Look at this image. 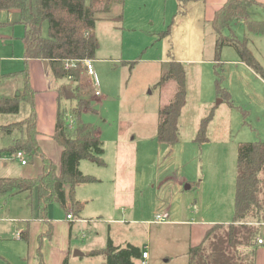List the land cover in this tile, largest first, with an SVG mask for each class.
Returning <instances> with one entry per match:
<instances>
[{
    "label": "rangeland",
    "instance_id": "obj_1",
    "mask_svg": "<svg viewBox=\"0 0 264 264\" xmlns=\"http://www.w3.org/2000/svg\"><path fill=\"white\" fill-rule=\"evenodd\" d=\"M200 5L198 0H125L123 5L114 2L108 11H96L94 30L98 48L92 59L93 74L88 75L80 63L84 69V90H89V95L86 91L84 95L90 99L95 112L84 109L81 117L99 129L106 165L99 166L89 160L79 163L84 174L99 179L98 182L79 185L77 197L75 189L76 199L92 198L79 213L89 222L79 224L73 221L69 231L71 224L66 218V213L71 212L68 186L65 187V204L57 201L50 204L48 218L52 234L42 241L44 264H61L63 255L68 256L66 264H100L99 260L87 256H75L74 251L83 253L89 246H105L107 237L120 243L133 236L141 242L147 234L148 224H139V221L152 219L155 213L164 214L160 208L169 204L172 211L177 212L183 203L189 211L196 213L188 212L194 220L208 215L212 199L206 195L199 200L198 184L204 183L206 194L207 187L213 183L225 188L228 176L221 172L230 164L234 169L237 144L262 138L264 110L260 108L264 104V84L247 68L230 61L236 54L231 46L221 49L219 65L213 62L212 28L201 16ZM120 12L123 19L118 20ZM248 14L249 18L264 20V9L260 7H249ZM46 27L44 23V36ZM167 30V35L159 37ZM230 31L239 40L249 39L248 48L264 68V33H253L239 21L232 22L230 30H224L223 34ZM23 33L18 10L0 9V96L14 95L17 89H21V71L26 72L29 84L36 90L33 101L37 128L42 135H49L53 108L56 107V85L60 80L46 75L42 60H25ZM204 38L209 45L200 50V46L204 47ZM172 58L182 63L185 70L186 100L179 117V140L166 142L156 138L158 112L173 97L175 83L173 80L161 86L157 83ZM31 60L40 63L30 67ZM220 67L222 85L234 104L231 108L226 101L217 103L220 97L214 81ZM4 73L13 74L2 78ZM94 90L99 94L95 95ZM75 104L76 99L71 97L63 98L61 105L70 110ZM22 107L28 109L27 105ZM211 110L213 114L206 129L208 141L198 143L194 137L199 120ZM15 119V115L0 114V125ZM18 128L23 126L14 128L12 134L0 131V148L13 144ZM186 157L192 161L194 171L191 163L184 165ZM1 158L7 162L8 173L0 160V176L16 177L22 168L19 159L7 151L1 154ZM37 163L36 155H31L28 166L33 168ZM209 165L218 168L215 177H210ZM183 172L189 177L180 187L175 179ZM232 191L234 193V179ZM222 192L221 213L224 218H232L233 209L228 214L227 192ZM30 202L24 192L0 197V264L36 261L38 235L47 229L48 222L36 216L35 201L31 205ZM167 216V219L171 218ZM74 217L78 218L77 215ZM113 218L121 219L124 224L110 222ZM132 218L138 223L136 226L128 225ZM130 227L134 230L128 231ZM25 228L28 229V239L18 238L17 233ZM83 232L87 234L86 238L82 237ZM260 234L264 236V226Z\"/></svg>",
    "mask_w": 264,
    "mask_h": 264
},
{
    "label": "trees",
    "instance_id": "obj_2",
    "mask_svg": "<svg viewBox=\"0 0 264 264\" xmlns=\"http://www.w3.org/2000/svg\"><path fill=\"white\" fill-rule=\"evenodd\" d=\"M125 0H0V9L16 8L19 22L24 26V58L40 59L47 63L55 78H68L76 104L66 110L61 101L65 98L64 90L58 89L57 110L53 139L62 147L59 164L47 156L41 149L36 129L34 112V90L28 75L23 71L22 90L11 97H0V113L16 114L22 106H29L26 117L18 122L4 126L10 132L22 125L24 134L14 139L12 145L0 148L4 152L18 150L24 154L37 155L41 158L42 169L33 177H0V197L21 192L37 195V216L47 220L49 205L53 201L64 205L66 190L71 201L74 215H79L85 202L75 198L77 186L99 181L93 175L84 174L79 169L81 160H89L99 166L106 163L103 158V141L95 125L84 122L81 114L84 109L95 112L90 99L85 97L82 82L83 67L81 60L93 59L98 48L94 32L95 13L97 10L108 11L114 2L122 4ZM101 4V7H100ZM264 6L256 0H226L218 8L210 21L216 33L214 44L215 64H220V52L224 46H231L237 59L247 65L264 81V68L247 46V37L239 40L230 30L234 21H243L253 33H264V21L248 18L251 6ZM99 7L101 9H99ZM122 19V14H119ZM47 24V34H42L43 24ZM162 31L159 37L167 35ZM73 60L76 64L64 67L65 61ZM167 69L161 74L157 85L169 80L175 83V92L171 100L158 112L156 138L159 141L175 142L179 139L178 118L186 100L185 70L182 63L175 59L167 62ZM216 71L214 81L217 95L234 107L230 93L222 85L223 76ZM83 93V94H82ZM89 95V91H86ZM213 110L200 120L195 141L207 140L206 129ZM246 114V111H245ZM264 223V141H243L238 144L236 155V173L234 182L233 216L229 223H216L209 227L202 240L192 245L187 251L186 264H255L256 242L260 234V225ZM52 226L38 236L35 262L44 264L41 245L44 237H50ZM20 239H28V229L18 233ZM88 256L102 255L105 264H134V259L141 255L140 248L132 244L117 246L108 238L102 249L91 250ZM66 264V259L63 261Z\"/></svg>",
    "mask_w": 264,
    "mask_h": 264
},
{
    "label": "crops",
    "instance_id": "obj_3",
    "mask_svg": "<svg viewBox=\"0 0 264 264\" xmlns=\"http://www.w3.org/2000/svg\"><path fill=\"white\" fill-rule=\"evenodd\" d=\"M225 1L226 0H203V1L198 0V2L201 3V5H200L201 6V12L200 13H201V16L203 17L204 21H206V22L208 21V23L210 24V21L213 18V15H214L215 11L218 8H220ZM256 1L260 2L261 4H264V0H256ZM124 3H125V1L122 4H120V5H123ZM254 6L264 9V6H260V5H254ZM119 14H121V12ZM118 15H117V17H118ZM249 17L250 16L248 14V18ZM117 19L121 20L119 18H117ZM122 19H123V14H122ZM249 19L258 20V19H255V18H249ZM239 22H241L244 25L243 21L240 20ZM210 27L212 28L211 24H210ZM94 32H95V30H94ZM211 36L213 37V59L212 60H213L214 63H216L215 60H214V44H215V39H216V33L214 32L213 29H212ZM22 40H23V38H22ZM248 41H249V39H248ZM23 43H24V40H23ZM202 44L204 45V47L200 46V48H199L200 50H203L205 47H207L209 45V41H208V44H206V41H205V38H204ZM190 54H191V51L189 50L188 51V55H190ZM180 60L181 61H185V62L189 61V59H184V60L180 59ZM230 61H233V62H235V63L247 68V70L252 72L250 74L252 76H254V78H258V80H260V82H262L264 84V81L258 75H256L247 65H245L243 62H241V61H239L237 59V54H235L234 57L231 58ZM37 63L39 65L40 62L36 61V60L29 61L30 67H31V65L32 66L37 65ZM43 63L45 64L44 65L45 66L44 67V71H45L46 75L50 74L49 76H53L51 71H50V69L48 68L47 63L44 62V61H43ZM21 72H22L21 74L23 76V71H21ZM12 74L13 73H10V74L4 73L2 75L3 76L2 78L11 77ZM53 78L60 80V83L56 85V94H55L56 107L53 108V110H54L53 125L51 127V130L48 132L49 135H42L40 130L37 128V124H36V129L38 131L37 140H38V143H39L42 151L47 156H49L53 161H55L57 164H59L62 147L53 139L55 118H56V110H57V95H58V89H60V88L63 89L64 86L69 84V82H68V78H55L54 76H53ZM22 79H23V84H24V78H22ZM28 80H29V76H28ZM53 82L55 83V81H53ZM22 88H23V86L21 87V89L20 88L17 89V91L15 92L14 95L18 94L22 90ZM31 88L34 91H36L34 86H32ZM86 91H89V90L86 89ZM35 93H34V96H35ZM14 95H6V96H0V97H11V96H14ZM72 95H73V93H72ZM36 97H37V95H36ZM222 102H224L223 99H221L218 103H222ZM61 104H62V101H61ZM231 107L232 106L229 105V108H231ZM25 108L26 107H21L20 111L18 113H16V114H9V115H15L16 119L8 122L7 124L0 125V131L1 132L3 131V133L6 132L3 129L4 126L8 125L11 122H15V121H18V120H21V119L25 118L27 113H28L29 106H28V109H25ZM260 110H264V104L262 105ZM14 130L12 129L10 132H8V134H12L13 133L12 131H14ZM16 131L18 132L17 137L19 135L24 134V128H20V129L18 128V129H16ZM178 131H179V136H180L179 118H178ZM98 134L101 137V134L99 133V129H98ZM260 135L262 136V138H259V140L264 141V137H263L264 136V130L263 129L260 131ZM13 140H12V143L14 142ZM194 140H195V137H194ZM206 141H208V137H207ZM236 147L238 148V146H236ZM237 148H236V155H237ZM11 154H13V153H11ZM187 156H188V154H187ZM29 157H31L30 154L29 155L25 154V158L27 160V163L26 164H21L20 163L22 168L19 169V171H18V174H17L18 177H33V176L37 175L41 171V169H42L41 158L36 155V157L38 159V163H37V165L35 167L31 168V167L28 166ZM187 158L188 157L184 158V165L185 164L190 165V163L192 165V161L187 159ZM0 160L3 161V163H2L3 164V169H5V171L7 172L8 171V170H6L7 169L6 168L7 167V162L4 159L1 158V155H0ZM208 162L210 164V156H208ZM192 169L194 171L193 165H192ZM217 169L218 168L215 165H209L207 167V171H208L210 177H215L217 175ZM221 173L226 174L228 176V178L225 180L227 182V185H226L225 188H222L218 183H213V184H211V185H209L207 187V192L208 193L206 194L204 192V190H205L204 183H202V185L198 184L200 186V193L198 194L199 200H200V198H203L206 195L209 196L212 199V201H211L212 208L210 209V212L208 213V215L200 216L199 220H194L193 216L191 214H188V212H191L193 215H195L196 213L194 214L193 211H189L188 210L189 208L187 206H185L183 203L181 205H179V208L177 209V212L176 211L175 212L172 211L171 205L169 204V205H166V206L160 208L161 209L160 211H164L163 212L164 215H165L164 222H161V223L155 222L156 215L160 214V213H157V214L155 213V216L152 219L140 220L139 221V224H142V223L148 224L147 234H146L144 240H142L141 242H137L134 239L133 236H131V237L129 236L127 238H124L123 242H120V243L114 242V238H110V237H107V240H108V238H110L112 240V243L114 245H117V246H125L127 244H132L134 246L139 247L141 255L138 258L134 259V264H142V262H144V261L146 262V264H186L187 263V259H188V257H187L188 248L190 246H192V245H195V244L199 243L202 240L206 230L209 227H211L212 225H214L216 223H229L232 220V218H228L229 216H227V218H224L225 215L224 216L222 215L220 207H221L223 196H224L222 190H225L228 193V195L226 193V197H225L227 202H228V214H230L232 209H233L232 208V204H233V201H234V193L232 191V182H233V179H234V182H235L236 163H235V167H234L233 170H232V164H230L229 167L226 168V169H223ZM185 175H186V173L183 172L181 174L180 178H176L175 179L177 186L181 187V185L184 184L187 181L189 175L187 177ZM0 177H9V176H0ZM201 182H203L202 179H201ZM87 184H89V183H87ZM189 187H190V185L188 186V188ZM24 193H26L28 198L31 199V202L35 201L34 206H36V216H37V195H36V192L34 191V192L30 193V194L27 193V192H24ZM76 197H77V189H76ZM88 199H92V198H85L84 197V202H85L84 209L87 206L86 203H87ZM31 202H30V205H31ZM49 208H50V205H49ZM48 212H49V210H48ZM68 213H70V212L66 213V218H67V214ZM71 213H72V217L73 218L71 220L68 219L69 223L71 224V226L69 227V231H71V228L73 226V223H72L73 221H75V222H77L79 224H85L86 222H89L85 215L83 217V216H79L80 215L79 214L78 218H75L74 214L72 212V208H71ZM84 214H85V212H84ZM167 214L169 216H171V218L167 219L166 218V217H168ZM190 216H192V218H189ZM46 221L49 224L48 215H47V220ZM109 221L110 222L119 223V224H124V222L121 221V219L113 218V219H110ZM129 224H133L134 226H136L138 223H136L135 219L132 218V219L129 220L128 225ZM51 226H52V224H51ZM262 226H264V223L262 224ZM178 227H180L181 229H178ZM261 227H260V229H261ZM131 229L134 230V227H130L128 231H132ZM21 230H23V229H21ZM47 230H48V227H47V229L45 231H47ZM163 230H165V231H163ZM45 231L40 232L39 235L41 233L45 232ZM18 233H17V235H18ZM51 234H52V231H51ZM183 234H184V236H183ZM185 236H187V240L186 241H185ZM82 237L86 238L87 234L85 232H83L82 233ZM48 238H50V237H46L45 239H48ZM259 238H263L264 239V236H261V234H259ZM107 240H106L105 243H107ZM105 246H101L99 248H96V246H89V248L84 250L83 255H81V256H87V257H90L92 259L99 260L100 264H105V259H104V257L102 255H98V256H88V255H86V253L91 251V250L102 249ZM144 251L147 252V256L145 258L142 257V252H144ZM65 258L67 260L68 256L63 255V258L61 260V264H62V262L64 261ZM31 263L32 262H30L28 264H31ZM255 264H264V243L259 244L258 242H256Z\"/></svg>",
    "mask_w": 264,
    "mask_h": 264
},
{
    "label": "built area",
    "instance_id": "obj_4",
    "mask_svg": "<svg viewBox=\"0 0 264 264\" xmlns=\"http://www.w3.org/2000/svg\"><path fill=\"white\" fill-rule=\"evenodd\" d=\"M81 63L83 65L84 69H85V72L88 75H92L93 74L92 59H88V58L83 59V60H81ZM75 64L76 63L73 60H70V61L67 60L64 63V67L65 68H68L70 66H74ZM94 94L95 95H98L99 94V91L98 90H95L94 91ZM13 155L17 159H19V161H20L21 164H26L27 163V160L25 158V154H24L23 151L18 150L16 152H14ZM72 218H73L72 217V213L71 212L68 213L67 214V219H70L71 220ZM164 218H165V215L164 214H157L156 217H155V222H158V223L164 222ZM257 242L259 244L264 243V239L263 238H258L257 239ZM146 256H147V252L146 251L142 252V257L145 258ZM142 264H146V262L144 261V262H142Z\"/></svg>",
    "mask_w": 264,
    "mask_h": 264
},
{
    "label": "water",
    "instance_id": "obj_5",
    "mask_svg": "<svg viewBox=\"0 0 264 264\" xmlns=\"http://www.w3.org/2000/svg\"><path fill=\"white\" fill-rule=\"evenodd\" d=\"M63 90H64L65 98H71V97L73 96V95H72V92H71V83H69V84H67L66 86H64ZM220 100H221V98L217 100V103H218ZM186 187L188 188V185H187ZM74 255H75V256H81V255H83V253L80 252V251H78V250H75V251H74Z\"/></svg>",
    "mask_w": 264,
    "mask_h": 264
}]
</instances>
